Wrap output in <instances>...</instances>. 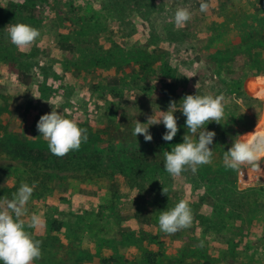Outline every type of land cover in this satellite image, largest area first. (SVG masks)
Masks as SVG:
<instances>
[{
    "label": "rangeland",
    "instance_id": "obj_1",
    "mask_svg": "<svg viewBox=\"0 0 264 264\" xmlns=\"http://www.w3.org/2000/svg\"><path fill=\"white\" fill-rule=\"evenodd\" d=\"M180 7L193 15L178 29ZM12 23L41 38L18 50ZM196 94L224 95L226 115L205 125L216 133L213 162L173 178L163 153L184 142L179 104ZM173 100L172 141L163 123L151 142L132 135ZM53 110L89 137L63 158L38 138ZM256 129L264 133V0H0V199L35 183L24 217L43 222L28 229L42 242L35 264H264V162L240 172L223 163ZM18 145L44 159L15 156ZM181 199L192 226L167 235L158 217Z\"/></svg>",
    "mask_w": 264,
    "mask_h": 264
},
{
    "label": "clouds",
    "instance_id": "obj_2",
    "mask_svg": "<svg viewBox=\"0 0 264 264\" xmlns=\"http://www.w3.org/2000/svg\"><path fill=\"white\" fill-rule=\"evenodd\" d=\"M200 12L209 10L208 3L200 4ZM192 12L186 7H180L174 14L176 28H183L192 19ZM5 31L11 43L20 51L32 48L41 38V32L25 23L10 24ZM198 88V83L195 86ZM37 99V98H36ZM226 98L224 95H186L180 102V112L186 117L187 134L183 143L165 151L164 168L173 178L191 171L195 174L200 166L213 162V142L216 133L207 131L205 125L210 123L221 124L225 118ZM177 103H169L167 112L160 111V118L156 114L147 118V123H135L132 135L144 136L146 142H151L153 136L149 133L151 126L163 123L166 133L162 139L172 141L179 131L178 120L175 115ZM67 111V110H65ZM118 119V118H117ZM38 138L47 142L52 155L63 158L74 151H79L82 144L89 139L87 129L79 126L74 119L67 118L63 113L53 110L50 114L41 116L37 123ZM198 134V139L192 137ZM33 138V137H30ZM35 139V138H33ZM264 162V133L258 132L238 136L233 146L224 152L223 163L226 168L240 172L244 169L261 171ZM8 182V181H7ZM35 183L29 186L21 184L11 199H0V262L2 264H35L42 258V242L33 238L28 229L39 230L43 222L37 214H32L30 222L26 225L24 217L28 215L27 205L31 200ZM168 189L163 187V194ZM193 212L187 200L181 199L172 209L160 212L158 224L160 230L167 235L192 226ZM200 246H203L202 243Z\"/></svg>",
    "mask_w": 264,
    "mask_h": 264
},
{
    "label": "trees",
    "instance_id": "obj_3",
    "mask_svg": "<svg viewBox=\"0 0 264 264\" xmlns=\"http://www.w3.org/2000/svg\"><path fill=\"white\" fill-rule=\"evenodd\" d=\"M11 153H13L15 156H23V157H30V158H34L37 160H43L44 156L42 153H40L39 151H31V150H27L22 148L21 146H16L15 149H13V151H11Z\"/></svg>",
    "mask_w": 264,
    "mask_h": 264
}]
</instances>
